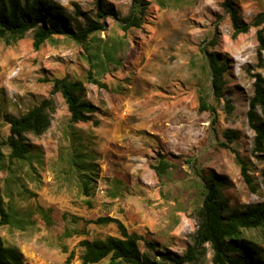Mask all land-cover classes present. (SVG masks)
<instances>
[{"label":"rangeland","instance_id":"374dc122","mask_svg":"<svg viewBox=\"0 0 264 264\" xmlns=\"http://www.w3.org/2000/svg\"><path fill=\"white\" fill-rule=\"evenodd\" d=\"M48 1L78 22L99 19L104 29L88 36L87 50L65 34L37 49L32 31L13 44L0 40V190L11 220L0 224V237L6 245L28 264H80L79 240L120 236L115 223L94 222L109 216L158 249L181 254L197 228L195 209L205 179L218 181L232 206L264 202L263 163L251 154L253 130L246 118L252 73L264 76V66L255 68V27L232 37L224 0H145L142 25L127 32L121 18L130 0H101L116 15L100 18L95 0ZM230 1L247 22L264 7V0ZM204 46L227 63L223 93L234 105L231 113L211 92ZM88 56L101 86L87 79ZM64 74L84 83L98 122L71 126L66 103L55 93L48 128L40 135L27 133L29 157L9 164L6 118L48 97L51 79ZM203 93L216 108L214 125L210 111L198 110ZM226 128L239 133L232 146L249 165L254 191L233 154L219 145ZM160 159L170 166L158 177L153 166ZM242 234L264 250V225ZM138 244L144 248L142 240ZM211 255L205 244L201 264H212Z\"/></svg>","mask_w":264,"mask_h":264},{"label":"trees","instance_id":"16d2710c","mask_svg":"<svg viewBox=\"0 0 264 264\" xmlns=\"http://www.w3.org/2000/svg\"><path fill=\"white\" fill-rule=\"evenodd\" d=\"M222 5L229 15L232 37L245 33L251 26L256 28V65L264 66L262 51L264 50V7L247 22L239 14L232 1L224 0ZM96 16L104 14L116 15L111 8H104L101 0H95ZM147 2L145 0H130L127 14L121 18V27L124 32L139 28L145 16ZM104 23L99 19L86 16L84 21L78 22L71 17L59 3L48 0H0V40L6 44H13L21 39L28 31H32V45L35 49L53 35L65 34L84 49H88V36L97 30H103ZM210 73L211 92L216 100L223 99L225 112L231 113L234 105L224 96L223 74L227 63L210 51L202 47ZM90 69L87 79L94 84L102 85L94 78L91 68L92 60L88 56ZM118 63V60H116ZM252 93L248 100L246 118L248 126L253 130L251 141V154L263 163L260 169L261 185L264 188V76L255 71L252 73ZM48 80V79H45ZM52 85L49 96L42 98L19 116L6 118L9 124L8 135L3 141L7 145L8 162L13 160H26L30 154L26 134H42L50 124L49 112L52 109V95L60 93L64 99L69 113V124L73 126L78 122L92 121L96 124L94 113L97 107L86 98L84 83L64 74L51 79ZM205 93L199 96L198 110L210 111L211 124L217 122L216 108L207 100ZM260 114V115H259ZM222 140L219 145L229 150L238 164L240 175L244 183L252 191L256 189L249 165L239 150L232 146V142L239 138L237 130L226 128L221 132ZM3 153L0 151V168H2ZM169 163L160 159L153 166L158 177H161L169 167ZM205 179V177H204ZM84 194L88 195L86 181ZM201 205L195 209L197 228L188 245L181 254L170 250L158 249L154 241L141 237L136 232H128L125 225L117 218L99 216L95 223H115L120 236L107 235L104 238L81 239L77 243L80 249V264H94L108 257L106 264H201L204 245L211 251L212 264H264V250L258 244L245 238L243 229L256 228L264 225V202H256L238 208L230 205L218 181L206 180L203 183ZM40 212H43L40 209ZM11 222L4 206L0 190V224ZM142 240L144 248L140 249ZM73 252L67 257L70 260ZM0 264H28L21 253L13 246L6 245L0 237Z\"/></svg>","mask_w":264,"mask_h":264}]
</instances>
